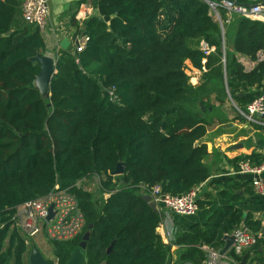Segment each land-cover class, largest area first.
I'll use <instances>...</instances> for the list:
<instances>
[{
  "label": "trees",
  "instance_id": "trees-1",
  "mask_svg": "<svg viewBox=\"0 0 264 264\" xmlns=\"http://www.w3.org/2000/svg\"><path fill=\"white\" fill-rule=\"evenodd\" d=\"M21 1L0 0V264H25V239L9 227L11 216L55 185L75 196L84 218L76 237L52 241L56 264L67 262L90 224L84 264H168L172 246L175 264H200L204 247L219 250L240 224L260 231L251 213L227 204L165 243L157 232L163 213L142 195L155 184L181 195L208 181L200 138L214 105L204 98L214 91L221 101L229 92L245 110L264 94V60L246 71L236 55L257 60L264 52V21L233 14L223 35L206 0H96V14L84 25V48L58 54L43 95L32 57L45 54V43L36 26L17 20ZM186 60L201 71L200 83L189 81ZM242 158L259 164L264 153ZM119 163L123 172L114 175ZM90 177H102L98 199L76 184ZM224 182L228 190L220 196L237 197L232 191L243 183ZM208 203L196 201L198 207ZM227 257L233 264H261L264 240L240 254L229 249Z\"/></svg>",
  "mask_w": 264,
  "mask_h": 264
},
{
  "label": "crops",
  "instance_id": "crops-1",
  "mask_svg": "<svg viewBox=\"0 0 264 264\" xmlns=\"http://www.w3.org/2000/svg\"><path fill=\"white\" fill-rule=\"evenodd\" d=\"M48 2V19L41 33L45 43V54L56 59L63 50L75 51L78 37L86 34L84 26L86 20L81 22L76 17L78 11H80V15L82 13L81 4L92 7L93 14H96L97 4L96 0H48ZM230 19L220 22L223 35V25L228 23ZM17 20L23 22L20 12ZM236 55L246 71L252 70L258 61L264 60L263 51H259L257 60H252L242 54ZM185 71L193 85L202 81L201 71L195 68L189 60L185 61ZM258 93L256 89L251 90V94L257 95ZM214 95V91H212L207 98H204L214 105V109H209L208 117L212 123L200 138V142L205 143L207 147L208 154L205 156L204 162L210 170L208 181L202 184L207 187V192L200 199L207 200L209 203L201 207L197 206L192 216L178 215L159 205L158 208L163 216L157 227V232L165 243L174 240L178 233L189 230L195 223L202 225L211 213L223 205L231 204L238 207L244 213H251L252 217L257 220L264 211V191H254L252 185L253 175L238 172V162L244 159L242 158L243 155L252 151L264 153V121L257 123L246 119L241 114L240 110L242 109L229 92L227 97L221 101L215 99ZM261 175L264 179V172ZM230 177L238 183H243V185L241 184L235 188V191H232L237 195L233 199L221 197L219 194L225 188L228 190L224 180ZM215 180L222 181L223 184L215 186L211 183ZM202 185L199 186V189ZM250 185L253 192L247 193L246 189ZM204 249L206 252L208 251L207 247H204ZM229 249H232V244ZM227 252L225 255H227ZM176 260V246H172L167 262L168 264H175ZM261 264H264V261Z\"/></svg>",
  "mask_w": 264,
  "mask_h": 264
},
{
  "label": "built area",
  "instance_id": "built-area-1",
  "mask_svg": "<svg viewBox=\"0 0 264 264\" xmlns=\"http://www.w3.org/2000/svg\"><path fill=\"white\" fill-rule=\"evenodd\" d=\"M213 17L222 22L220 10H224L228 21L233 14L242 15L247 18L264 21V1L263 0H208L207 1ZM80 11L76 17L81 22L93 15L92 7L81 4ZM49 14L48 0H22L21 17L27 24L36 26L42 31L46 25ZM88 36L81 35L77 39L75 51L79 52L84 48ZM204 53L211 49L204 42H200ZM241 114L248 120L262 123L264 121V94L255 96L246 106L245 110H240ZM238 172L253 175L252 185L254 191H264V160L255 164L250 159H241L238 162ZM199 188L192 189L181 195L163 193L161 186L155 184L149 189V194L157 203L158 207L164 206L172 212L182 216H192L196 209L194 199ZM53 204V215L47 219L48 208ZM19 219L20 227L24 233L33 237L44 234L48 239L67 240L78 235L84 224L83 215L78 207L77 200L67 189H60L55 185L53 191L43 199L24 202L16 208L11 220ZM260 231L253 232L245 224H240L231 233L234 235L232 249L240 254L244 249L254 245L258 239L264 240V211L260 218ZM206 259L200 264H233V261L225 254H220L219 250L208 248ZM190 264V263H184Z\"/></svg>",
  "mask_w": 264,
  "mask_h": 264
},
{
  "label": "water",
  "instance_id": "water-1",
  "mask_svg": "<svg viewBox=\"0 0 264 264\" xmlns=\"http://www.w3.org/2000/svg\"><path fill=\"white\" fill-rule=\"evenodd\" d=\"M208 1V0H206ZM101 20L107 21L108 17H100ZM33 60L37 61L39 63L40 71L38 75L36 76L35 83L37 87L40 89V92L43 95H47L49 91V82L53 74L56 73V59L53 57L46 55V54H37L34 57H32ZM239 96L243 95V92L238 93ZM198 105L201 107L202 110L205 109V106L198 102ZM123 172V165L122 163H119L114 170V175H119ZM207 192V187L205 185H202L198 192L196 193L194 199L195 201L199 200L201 196ZM142 198L147 201L148 205L154 210H158L157 203L152 199L151 195L148 193H145L142 195ZM53 204H51L48 208V215L47 219L51 218L53 215ZM92 225H89V228L84 232L81 242L79 243V247L75 249V251L72 253L71 257L67 260L65 264H83L84 256L82 253V249L86 246V242L88 241L90 237V227ZM225 243L224 246L220 249V254H225L228 250L230 245L234 241V235L233 234H227L223 237ZM111 247L108 248L107 252L110 250ZM29 263L30 264H49L47 260L41 255L39 249L34 246L31 250L30 256H29ZM239 264H244V260H242Z\"/></svg>",
  "mask_w": 264,
  "mask_h": 264
},
{
  "label": "rangeland",
  "instance_id": "rangeland-1",
  "mask_svg": "<svg viewBox=\"0 0 264 264\" xmlns=\"http://www.w3.org/2000/svg\"><path fill=\"white\" fill-rule=\"evenodd\" d=\"M102 177H90V178H83L77 181V185L80 187H83L85 189H88L90 192L93 193L94 198L98 199L100 196V190H99V183ZM10 228L15 227L18 229L21 236L27 240V245L30 248L31 245H35L36 247L41 250L43 255L47 257L48 259H53V253H52V244L47 241V237L44 234H38L36 236H29L26 233L23 232V230L20 227V221L19 219L11 220L10 222ZM7 238L4 240L3 247L6 246ZM9 264V262L7 263Z\"/></svg>",
  "mask_w": 264,
  "mask_h": 264
},
{
  "label": "flooded vegetation",
  "instance_id": "flooded-vegetation-1",
  "mask_svg": "<svg viewBox=\"0 0 264 264\" xmlns=\"http://www.w3.org/2000/svg\"><path fill=\"white\" fill-rule=\"evenodd\" d=\"M74 237H76V236H74ZM74 237H72V238H70V239H73ZM47 241L48 242H50L51 244H52V241H53V239H47ZM25 244H26V251H25V254H24V263L25 264H30L29 263V256H30V253H31V250H32V248L35 246V245H31L30 246V248L28 247V245H27V240H25ZM38 248V247H37ZM39 249V248H38ZM40 251V253H41V255L47 260V262L49 263V264H56V261H55V254H54V252H53V246H52V253H53V256H54V258L53 259H48L47 257H45L44 255H43V253L41 252V250H39ZM75 251V250H74ZM73 251V252H74ZM84 256V255H83ZM7 264V263H6ZM9 264H11V262H9ZM83 264H84V260H83Z\"/></svg>",
  "mask_w": 264,
  "mask_h": 264
}]
</instances>
